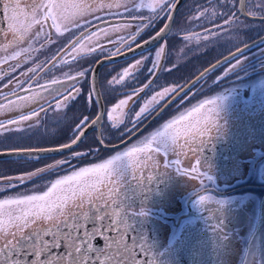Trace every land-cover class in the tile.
Returning <instances> with one entry per match:
<instances>
[{
    "label": "rangeland",
    "instance_id": "374dc122",
    "mask_svg": "<svg viewBox=\"0 0 264 264\" xmlns=\"http://www.w3.org/2000/svg\"><path fill=\"white\" fill-rule=\"evenodd\" d=\"M41 2L46 4L49 0H41ZM140 2L141 0H137V3ZM143 2L147 3L149 0H143ZM238 5L239 0H235L234 4H229L227 7L222 6V0H186L177 13L172 32L165 39L167 43L164 45L166 56L163 66L165 68L172 67V71H160L156 79L152 82L151 87L146 89L139 98L134 99V96V100H129L126 105L119 106L120 101L127 100L133 91L138 90L148 82L149 74L147 68L151 66L152 59L155 57V51L160 44L136 56L129 57L127 58L128 60L125 59V61L116 64L106 65V133L103 132L105 143H120L128 136H131L151 119L175 94L173 93L166 97L165 100L161 101V104L157 106L156 112H153L151 116H148L146 119L142 120L141 123L133 127L135 113L139 111L144 102L155 92L170 86H177V90L179 91L180 86L184 87L187 85L207 67L264 35V22H253L252 20L240 16ZM205 9L209 11L205 12ZM47 10L48 9L44 8L41 9V12ZM250 10L260 11L253 7L250 0H247V11L249 12ZM213 11L217 13L214 18L211 16V12ZM118 12L122 13L123 9L115 7L97 8L95 11L84 16L74 18L71 22L58 19L54 23L53 19L50 17L43 20L42 23H33L27 38L23 42L14 41L10 43L12 39L11 36H9L7 40L0 36V59L10 56L13 52L19 51L20 49L27 48V45H24L25 43L32 45L30 47L32 51L20 56L13 62L10 60L5 66L0 67V77L2 75L4 76L2 79L0 78V104L7 105V102L11 100L21 105L19 108L8 106L0 109V121L18 120L22 115H30L33 112L38 113V115L32 116L29 121L21 122V126L24 128H26L29 123L36 125L34 129L28 132V136L31 137V140L28 139V136H23L26 142L24 145L25 147L28 144L33 146L39 144L40 147L45 148L70 144L72 140L75 139V136L79 135V133H74V129L80 119L83 116L94 119L98 114L99 108L94 102L96 98L91 85L89 97L81 96L82 93H80L81 91L79 90L76 94L69 96L67 100L64 99L69 92L77 89V86L71 85L72 83L66 79L65 73L69 76H74V74L79 71L91 69L92 65L94 64L95 66L100 58L111 56L110 53L117 52L118 49L120 51L128 50L134 45L149 39L167 22L161 19L156 20L153 25L144 28L146 31L137 41L125 45L127 41L137 33L138 28H143L142 26L147 23V19L141 18L149 17L152 13L147 8H144L135 14L138 17L137 19H132L128 15H114V13ZM226 12L228 15L235 13L236 17L242 22L241 26L235 27L225 25L224 19L226 18ZM202 13L203 15H201ZM65 14L71 16V9L65 10ZM261 16H264V13H261ZM37 18L40 19L39 13ZM114 19L115 22L106 23ZM27 22V20L22 18V23ZM75 25H81L82 27L77 28ZM117 25L128 26L117 29ZM217 25L221 27H216ZM244 25L247 26L245 27ZM94 26L96 27L92 29ZM206 29L217 32V35H210L205 31ZM82 31H89L86 33V37L90 38L83 41L84 46L89 48L95 47L97 49L96 52L85 56L84 59L78 57L79 60L77 58V61H73L70 64H63V59L71 60L75 53L71 55H65L63 52L57 55V53L68 44L69 40L79 36ZM37 33H40L38 38ZM203 35H209V39L204 40L201 38L199 43H197L196 37H202ZM184 36H192L193 39L186 42L183 39ZM48 41H54V43H48ZM41 45L44 46L41 47ZM263 47L264 42L226 61L214 70L209 71L202 80L192 85L180 97L175 99L142 133H140V135L132 139L127 145L109 154H106L97 143V130H94L96 132L93 131V133L91 132L92 134H88L89 136L87 135L88 137L86 136L74 151L64 155L57 157L41 156L39 159H28L25 157L0 160V175L5 176L15 177L34 172L41 168L46 169V171L38 173L31 179H26L23 184H19L18 181H13V183L18 184V186L0 192V200L16 196L17 194L26 195L29 190H36V188L43 189L49 186L53 179L57 180L65 175H71V172L79 171L82 167H91L93 164L103 163L105 157L109 159L110 155L113 156L117 152H123L137 145L138 142L149 136L150 133L155 131L162 124L175 119L180 116L181 113L187 116L191 112L192 115L188 116L189 120H194L199 115L205 113L209 116L210 120L213 121L212 119L219 116L221 117V113L218 114L219 116H215L213 114L217 110H209L213 108H222V113L227 114L230 111H227V109L234 107L235 110L232 111V113H234L233 116L235 119L238 118L237 122H239V124L236 125V128L239 129V131L243 128L242 122L246 120L259 122L260 118H252L248 117V115L249 113L253 114L254 111H256L254 109H264V104L258 108L250 104V101H254L255 99L260 101L264 95V60L257 61L255 57L260 53ZM101 49H107L108 51H102ZM28 56H30L31 59H27ZM53 56L56 57L55 60H52ZM143 56H149L150 59L144 60L143 65L138 66L137 69H130L131 75L125 77L121 84H116L114 81L112 84L108 83L114 76L119 79V74H121L124 69L135 64V61L137 59H142ZM237 59L241 62L240 67L242 68L240 69L238 67L227 76H224V72L231 68V66L236 63ZM246 61L247 63H245ZM17 64H19V67H15ZM53 64H55L56 67H53ZM38 65L39 67H37ZM173 65H175V67H173ZM14 67L15 71H12ZM34 67L37 68V72H30L29 69ZM41 69H43V71H41ZM59 71L63 73L61 74ZM89 75H91V71L87 72L83 78L89 77ZM103 76L102 71L100 73V90L102 97ZM54 78L66 82L69 87L67 89H61L60 94L50 95L49 92L45 90L39 91L38 93L32 92L23 94L26 91H30L27 90L28 88L31 87L34 89V87H37V82L41 85H46ZM90 78L91 77H89V79ZM20 82H23V84L18 87L17 85ZM36 89L40 90L42 88ZM13 93H15V95ZM32 96H35V98L18 99V97L29 98ZM3 97H7V100L3 99ZM213 99H216L217 106L206 103ZM57 102L61 104L59 109L55 107ZM202 103L204 107L200 108ZM252 106L253 109L251 108ZM42 108L44 111L41 110ZM197 108H199V113L193 112V110ZM218 111L221 112L220 110ZM113 125H115V127ZM9 127H15V125H9ZM127 129H131V131H126ZM22 135L23 134H17V136ZM189 139L190 141L193 140L192 138ZM0 141H3L4 144L10 143L4 136H0ZM255 142L257 145L252 144L245 147V152L240 149L238 155H234L232 158L228 155L223 157V159L225 158L228 161V164L223 163L224 172L228 170H243L248 171L249 175H251V178L244 180V185H241V183L239 184L244 189L238 190L228 196L225 194L222 196L224 205L236 204L238 208L245 213L244 217L241 214H239V217L237 216L239 220L237 230L223 231L224 235L233 238L235 246L233 256L231 254H222V258L225 259V263L223 260V264L237 263L241 255L242 240L248 235V232L251 231L253 225L251 226L250 224L252 220H254L255 223V219H257L261 210L264 188L259 187V184L264 180L257 176L255 162L264 152V141L256 140ZM78 152L87 153V155L75 157L74 154ZM73 158H77V161L71 160ZM59 160H66L68 162L63 165H56V162ZM75 163H77V166L72 168ZM49 165H55V167L48 169ZM261 173L264 174V172ZM226 178L227 177L224 179ZM2 183L6 182H0V184ZM252 184L254 186H252ZM208 186H214V184L209 183ZM38 191L43 192V190ZM10 210L15 212V206H10ZM256 227L255 238L250 255L248 256L247 264H264V246L260 243L261 241L259 239L262 232L259 234V225ZM257 233L259 235H257ZM232 250L233 249L230 248L229 252Z\"/></svg>",
    "mask_w": 264,
    "mask_h": 264
},
{
    "label": "snow or ice",
    "instance_id": "6c2138e0",
    "mask_svg": "<svg viewBox=\"0 0 264 264\" xmlns=\"http://www.w3.org/2000/svg\"><path fill=\"white\" fill-rule=\"evenodd\" d=\"M250 2L254 8L260 11L250 10L247 14L252 17L261 16V13H264V0H250ZM234 3L235 0H222V6L224 7ZM244 4L245 0H240L241 11H243ZM176 6V0H149L147 3H144L143 0L140 3H137V0H49L46 4L42 3L41 0H0V36L6 40L11 36L10 43L14 41L23 42L27 38L33 23H42L43 20L50 17L54 23L58 19L71 22L74 18L84 16L97 8L115 7L122 8L123 12L114 13V15H128L132 19H137L138 17L135 14L139 10L147 8L152 15L141 18L147 19V23L142 26L143 28L150 27L158 19L167 22L139 46L143 48L144 45L152 44L154 41L160 44L155 51L151 66L147 68L148 82L143 87L133 91L127 100H121L119 106H123L128 104L134 96L150 88L153 82L152 78L159 71H172V67L165 68L163 66L161 57L165 54L164 45L167 41L164 37L170 31L173 9ZM44 8L48 10L41 12V9ZM67 9H71V16L65 14ZM208 11V9H205V12ZM38 13L40 19L37 18ZM216 15L215 11L211 12L213 18ZM225 16V25L241 26L242 22L236 17L235 13L228 15L226 12ZM22 18L28 22L22 23ZM261 18H264V16H261ZM5 22L6 27L3 26ZM127 26L117 25L116 27L118 29ZM75 27L80 28L82 26L75 25ZM216 27L221 26L217 25ZM140 30L138 28L137 35ZM205 31L212 36L217 35V32L211 29ZM39 36L40 33H37V38ZM201 38L208 40L209 35L196 37L197 43ZM85 39L90 38L86 37L82 31L79 36L69 40L68 44L59 50L57 55H60L61 52L65 55L76 54L72 56L71 61L63 59V64H70L80 56L96 52L95 47L84 46L83 41ZM133 39H135V36ZM183 39L189 42L193 37L184 36ZM48 43H54V41H48ZM43 46L41 45V47ZM101 50L108 51L107 49ZM30 51H32L31 48H24L13 52L12 55L0 59V64L7 63L8 60L18 59ZM110 54L112 56L119 55L120 50L118 49L117 52ZM238 55L239 53H237ZM27 59H31V57L28 56ZM55 59L56 57L53 56L52 60ZM148 59H150L149 56L137 59L135 64L130 65L129 68L124 69L119 74V79L114 76L108 83L112 84L114 81L116 84H121L125 77L131 75L130 69H137L138 66L143 65L144 60ZM227 59H231V57ZM218 65L219 62L213 65L211 70H214ZM240 65L241 62L237 59L236 63L224 72V76H227L238 67L241 69ZM15 67H19V64ZM15 67L12 71H15ZM53 67H56V65L53 64ZM29 71L36 73L37 68H31ZM90 71L91 69L79 71L76 76H69L67 73L64 75L68 81H74L79 77H84ZM206 74L207 72H202L194 83H198ZM22 84L23 82H20L17 86L20 87ZM37 87L44 89L51 95L60 94L61 89H67L69 85L54 78L46 85L37 82ZM180 91H183L182 86H180ZM93 93L96 96L94 102L100 105L99 93L94 86ZM173 93L179 95L177 86L164 87L162 90L155 92L135 113L133 127L151 116L153 112H156L161 101H164L166 97ZM13 94L15 95V93ZM71 95L72 93L69 92L64 99L67 100ZM176 95L172 98L175 99ZM34 98L35 96L29 98L18 97L20 100ZM3 99L7 100V97H3ZM206 103L217 106L216 99ZM8 106L21 107L19 103L9 100L7 105L0 104V109ZM55 107L59 109L61 104L57 102ZM203 107L204 104L202 103L200 108ZM41 110L44 111L43 108ZM216 110L217 108H213L209 111ZM193 112L199 113V108L194 109ZM36 115L38 113L33 112L30 115L20 116L18 120L0 121V136H4L6 140L10 141L9 144L0 141V157L20 156L28 159H39L42 153L70 148L80 141L84 132L90 128L98 129L97 143L101 146L105 144L104 134L99 131L103 120L102 106H100L94 119L88 116H83L80 119L74 129V133H79V135L75 136L71 144H64L55 148L40 147L39 144L24 146L26 142L23 136H28V132L34 129L36 125L29 123L24 128L21 126V122L29 121L32 116ZM188 115L191 116L192 113L190 112ZM211 124H214V121H211L207 114H201L196 119L189 120L187 116L181 113L175 119L162 124L149 136L138 142L137 145L123 152H117L103 163L93 164L91 167H82L79 171H73L71 175H65L55 180L51 187L42 194H17L0 200V264H150L148 260L145 262L138 259L141 256L146 257V249L139 240L130 234L127 219L121 215L122 209L117 207L121 173L128 168L133 171L138 168L149 167V165L151 168H155L158 165L156 159L158 155H167L173 152L176 155L174 165L177 170L188 174L187 169L180 168L181 160L179 157L181 154L187 155L188 152H192L195 159L196 144L190 142L189 138L194 139L204 136L209 131ZM9 125H15V127H9ZM113 126L115 127V125ZM126 131L130 132L131 129ZM17 134L23 135L17 136ZM182 138L183 142H181ZM28 139L31 140V137L28 136ZM185 149H187V152H185ZM84 155H87V153L78 152L74 154L75 157ZM141 156H143V160H141ZM67 162L66 160H59L56 165H63ZM196 163L199 165L198 159H196ZM54 167L55 165H49L48 169ZM44 171L46 169L41 168L15 177L0 175V182H6L0 184V192L17 187L18 184L13 183V181L23 184L26 179H31ZM192 171H197V169L192 168ZM207 179L210 180L211 177L207 176ZM210 199V196L202 195L199 202L204 203ZM7 206H15V212L9 210Z\"/></svg>",
    "mask_w": 264,
    "mask_h": 264
},
{
    "label": "flooded vegetation",
    "instance_id": "af4514ba",
    "mask_svg": "<svg viewBox=\"0 0 264 264\" xmlns=\"http://www.w3.org/2000/svg\"><path fill=\"white\" fill-rule=\"evenodd\" d=\"M145 31L146 29L141 28L138 35L137 33L133 35L135 39L131 37L125 45L137 41ZM88 32H84L85 36ZM24 45H27V48L32 46L28 43ZM255 57L257 61L264 60V47ZM79 58L84 59L85 56ZM13 61L11 60V62ZM7 63L0 64V67L5 66ZM93 68L94 64L91 67L90 79L87 76L85 78L79 77L74 82L70 81L71 85L77 86L78 91H81V96L89 97ZM102 71L104 75L103 102L105 108L104 129L102 128V132L106 133V64L103 66ZM36 88L38 87H34V90L30 87L27 89L30 91L23 94L38 93L44 90ZM77 89L71 91V93L76 94ZM250 104L256 106L255 108L262 106L264 95L260 101L255 99L250 101ZM251 108L253 109V106ZM234 110V107L228 108L229 113L223 114L222 108L217 109L213 115L219 116L218 114L221 113V117L212 119L214 125L209 126V131L204 136L196 137L190 141L196 144L195 159L192 152H188L187 155L181 154L179 157L181 160L180 168L187 169L188 174L177 170L174 165L176 155L173 152L167 155H158L156 157L158 165L155 168H151L149 165V167L138 168L135 171L130 168L122 171L117 207L122 209L121 215L127 219L130 234L139 240L146 249V257L141 256L138 259L145 262L148 260L150 264H223L225 259L222 258V254L233 256L235 249L233 238L224 235L223 231L237 230L239 221L237 216L239 217V214H241L244 217L245 213L236 204L224 205L222 196L223 194L228 196L244 189L241 185H244V180L251 178V175L248 171L243 170L224 172L223 163L228 164V161L224 158V162L223 157L228 155L232 158L234 155H238L240 149L245 152V147L252 144L257 145L256 140L264 141V109H254L256 111L253 114L249 113L248 117L260 118L259 122L246 120L242 122L243 128L240 131L236 128L239 122H237L238 118L235 119L233 116L232 111ZM181 142H183V138ZM117 144L105 143L104 147L99 146L106 154H109L122 147L111 148ZM185 152H187V149H185ZM263 156L264 152L255 162L256 174L262 180H264V174L261 173L264 172ZM196 159L199 160V165H197ZM71 160L77 161V158ZM105 160L106 157L103 161ZM141 160H143V156H141ZM192 168H196L197 171H192ZM149 175L151 176L150 179ZM207 176L211 179L208 180ZM225 177L227 178L224 179ZM55 180L53 179L49 186L43 189L29 190L27 194L29 192L30 194H42L51 187ZM209 183H213L214 186H208ZM240 183L241 185H239ZM259 185V187L264 188V181ZM252 186L254 185L252 184ZM38 190H43V192ZM202 195H209L211 199L200 203L199 200ZM8 209L10 210V206H8ZM259 215L255 219V223L252 220L250 224L253 225L252 229L242 240L241 255L236 264H247L248 262ZM261 232L262 234H260ZM258 233L260 234V243L264 246V227L259 229ZM258 233L257 235H259ZM230 248L233 249L231 252H229Z\"/></svg>",
    "mask_w": 264,
    "mask_h": 264
},
{
    "label": "water",
    "instance_id": "95a60500",
    "mask_svg": "<svg viewBox=\"0 0 264 264\" xmlns=\"http://www.w3.org/2000/svg\"><path fill=\"white\" fill-rule=\"evenodd\" d=\"M186 2V0H176V4L177 6L173 9V16H172V21L170 22V31H168L164 37V39H166L171 31H172V28H173V25H174V21H175V18H176V15L178 13V11L181 9L182 5ZM240 0H239V5H238V10H239V13H240V16L242 17H245L249 20H252V21H263L264 18H261L259 16H256V17H252V16H249L247 13V0H245V4H244V8H243V11L240 10ZM4 27H6V22L5 24L3 25ZM148 40V39H147ZM264 42V35L253 40L252 42L240 47L239 49L233 51L232 53H230L229 55L223 57L222 59H220L219 61H217L216 63L212 64L211 66L207 67L205 70H203L202 72H207L209 73V71H211L212 69V66L213 65H216L218 64L219 62V65H222L224 64L226 61L230 60V59H227L226 58H229L231 57L234 58L237 56V53L241 54L243 52H245L246 50L260 44ZM143 43V42H142ZM142 43L140 44H137L135 45L134 47L128 49V50H125L123 52H120L119 55H116V56H107V57H103L101 58L100 60H98L93 68V73H92V87L94 86L95 87V90L99 93V100H100V105H98V108L100 109V106H102L103 108V120L101 121V127L99 128V131H102V126L104 124V116H105V108H104V102H103V97H102V94H101V90H100V83H99V78H100V72H101V69L102 67L106 64H110V63H113V62H117V61H120V60H123L125 58H128V57H131V56H134L138 53H141L145 50H148L150 48H153L157 45H159L158 42H153L152 44H149V45H144L143 48L139 47ZM243 49V51H241ZM165 56H166V49H165V54L162 55L161 57V63L164 64V61H165ZM160 72V71H159ZM158 72V74H159ZM201 72V73H202ZM199 73L195 78H193L187 85H185L183 87V91H178L179 92V95H176V98L177 99L178 97H180L185 91H187L192 85H194V81H196V79L200 76ZM158 74L152 78V80L154 81L156 79V77L158 76ZM144 92H140L139 95L135 96L134 99H137L139 98ZM173 97V96H172ZM170 98L169 101H171L169 103V101L160 109L157 111V113L151 118L149 119L139 130H137L136 132H134L131 136L127 137L125 140H123L122 142L118 143L117 145L115 146H112L111 148L114 149V148H118V147H121L125 144H127L128 142H130L132 139H134L135 137H137L138 135H140V133H142L175 99L173 98ZM96 98V96H95ZM133 99V100H134ZM94 130H97V135H98V129L97 128H90L89 130L85 131L81 140L78 141L76 144H73L70 148H66V149H62L60 151H51V152H45V153H42L40 155L41 156H59V155H63V154H67V153H70L72 152L74 149H76L78 147V145L81 143V141L91 132H93ZM71 144V143H70ZM104 147V146H102ZM48 148H55V147H48ZM8 158H22L20 156H2L0 157V160H3V159H8ZM264 222V196H262V201H261V217H260V223H263ZM260 228V225L258 227V229Z\"/></svg>",
    "mask_w": 264,
    "mask_h": 264
},
{
    "label": "trees",
    "instance_id": "16d2710c",
    "mask_svg": "<svg viewBox=\"0 0 264 264\" xmlns=\"http://www.w3.org/2000/svg\"><path fill=\"white\" fill-rule=\"evenodd\" d=\"M254 22V21H253ZM256 22H264V20L263 21H256ZM126 60H128V59H126ZM122 61H125V60H122ZM122 61H119V62H122ZM119 62H115V63H112V64H116V63H119ZM109 65V64H108ZM77 166V163H75V165H74V167H72V168H75Z\"/></svg>",
    "mask_w": 264,
    "mask_h": 264
},
{
    "label": "bare ground",
    "instance_id": "6f19581e",
    "mask_svg": "<svg viewBox=\"0 0 264 264\" xmlns=\"http://www.w3.org/2000/svg\"><path fill=\"white\" fill-rule=\"evenodd\" d=\"M7 26V25H6ZM250 255V254H249Z\"/></svg>",
    "mask_w": 264,
    "mask_h": 264
}]
</instances>
